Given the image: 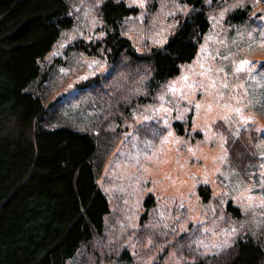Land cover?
<instances>
[{
	"label": "trees",
	"instance_id": "16d2710c",
	"mask_svg": "<svg viewBox=\"0 0 264 264\" xmlns=\"http://www.w3.org/2000/svg\"><path fill=\"white\" fill-rule=\"evenodd\" d=\"M157 1L151 0L150 7ZM178 1L183 11L166 41L157 47L143 44L138 51L123 35V26L140 9L123 0H102L96 9L101 36L79 38L63 49L64 56L80 54L106 67L103 77L76 85V95L105 89L109 106L118 111H126L119 104L150 103L194 60L210 30V15L229 7L224 23L231 29L254 20L249 0ZM73 25L69 0H0V264H135L126 245L105 243L109 203L97 180L113 135L101 131L100 116L89 125L76 123L69 111L72 94L47 101L49 92L43 89L60 65V60L48 63L45 57ZM259 92L261 113L264 88ZM98 107L96 103L93 111ZM171 128L177 137L201 138L200 133H186L190 116ZM167 130L153 125L144 134L154 139ZM262 142L264 134L253 125L242 126L226 140L229 164L244 175L260 162ZM197 192L204 206L212 202L207 186L199 185ZM154 204L148 194L139 225ZM224 212L229 219H241L231 202ZM146 233L139 228L138 239ZM199 236L193 229L165 241H173L176 254L190 260L182 264H264V228L246 230L213 253L201 251Z\"/></svg>",
	"mask_w": 264,
	"mask_h": 264
},
{
	"label": "rangeland",
	"instance_id": "374dc122",
	"mask_svg": "<svg viewBox=\"0 0 264 264\" xmlns=\"http://www.w3.org/2000/svg\"><path fill=\"white\" fill-rule=\"evenodd\" d=\"M101 1L69 0L74 25L61 33L45 57L48 63L60 60V65L43 89L49 92L47 101L72 94L69 111L76 123H91L100 116L101 131L113 135L97 180L109 203L106 245H126L135 264H182L190 260L180 258L171 248L173 241L168 242L176 235L198 229L197 246L203 253H213L246 230L264 228V142L260 162L244 175L229 164L226 148V140L244 125L264 134V106L261 113L257 108L263 105L259 91L264 88V0H249L254 20L243 27L225 25L229 7L210 15V30L194 60L150 103L119 104L126 111L109 106L105 89L82 96L74 92L79 83L105 75L103 62L80 54L63 55L68 43L101 36L96 10ZM123 1L141 11L123 26V35L138 51L143 44H163L183 11L178 0H159L154 8L151 0ZM188 116L191 128L186 133H200L199 140L173 133L171 123H185ZM153 125L168 130L148 139L144 133ZM199 185L211 191L207 206L201 203ZM148 194L155 204L144 225H139ZM227 202L240 210L239 221L225 215ZM139 228L147 232L144 238L138 239Z\"/></svg>",
	"mask_w": 264,
	"mask_h": 264
}]
</instances>
